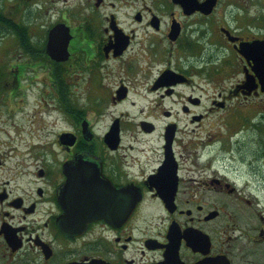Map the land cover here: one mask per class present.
I'll list each match as a JSON object with an SVG mask.
<instances>
[{
    "label": "flooded vegetation",
    "instance_id": "obj_1",
    "mask_svg": "<svg viewBox=\"0 0 264 264\" xmlns=\"http://www.w3.org/2000/svg\"><path fill=\"white\" fill-rule=\"evenodd\" d=\"M10 1L0 264H264V0Z\"/></svg>",
    "mask_w": 264,
    "mask_h": 264
},
{
    "label": "rangeland",
    "instance_id": "obj_2",
    "mask_svg": "<svg viewBox=\"0 0 264 264\" xmlns=\"http://www.w3.org/2000/svg\"><path fill=\"white\" fill-rule=\"evenodd\" d=\"M6 5V13L16 19V14L14 10V3L10 0H5ZM4 34H8L6 29H4ZM15 53V43L11 39H3L2 36H0V86H3L4 89H9L12 85V72L9 69L13 64V56ZM16 64V63H15ZM15 64L13 66H15ZM33 90V89H32ZM9 99L3 100V103L8 102L9 106H1L0 109V132L3 131L5 133H9L10 139L13 140L15 144H18L19 148L22 149L24 146V142H21L19 140H23V136H17L19 135L20 130H29L33 129L30 127L29 123L26 121H23L21 118L24 115L25 118L28 120L31 119V114L36 111L34 108V105L32 104V101H34V90L32 92H29L27 90H21V102L23 103L22 111L18 114H12V111L14 109V105L11 101L17 102L18 99L14 97L13 92L11 93L10 90L5 93ZM21 106V105H20ZM40 118L39 115H37L36 121H38ZM57 121L56 123H53V121ZM59 119H55V115L50 120H42V123L51 126L53 128V132L56 133V130H59L58 127H56V124L58 126H62L59 123ZM52 123V124H51ZM39 124V122H37ZM13 125H17L19 130H15ZM1 134V133H0ZM2 141H7V138H4L0 136V144ZM260 195H262L260 193Z\"/></svg>",
    "mask_w": 264,
    "mask_h": 264
},
{
    "label": "water",
    "instance_id": "obj_3",
    "mask_svg": "<svg viewBox=\"0 0 264 264\" xmlns=\"http://www.w3.org/2000/svg\"><path fill=\"white\" fill-rule=\"evenodd\" d=\"M257 49L252 53L253 67L252 70L255 73L256 77L259 79L262 91H264V42L254 44ZM48 51V46H47ZM241 52V51H240ZM249 82L250 78L247 77ZM247 82V83H248Z\"/></svg>",
    "mask_w": 264,
    "mask_h": 264
},
{
    "label": "trees",
    "instance_id": "obj_4",
    "mask_svg": "<svg viewBox=\"0 0 264 264\" xmlns=\"http://www.w3.org/2000/svg\"><path fill=\"white\" fill-rule=\"evenodd\" d=\"M5 28L7 29V32H13L16 36H19V33L21 34V31L14 30L11 26H5Z\"/></svg>",
    "mask_w": 264,
    "mask_h": 264
}]
</instances>
